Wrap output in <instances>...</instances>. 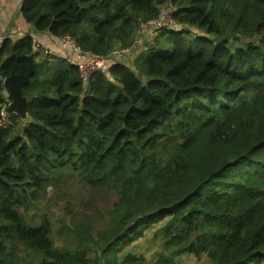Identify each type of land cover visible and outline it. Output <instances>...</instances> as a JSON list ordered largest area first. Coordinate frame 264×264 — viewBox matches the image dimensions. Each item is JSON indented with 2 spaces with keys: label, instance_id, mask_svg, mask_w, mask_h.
Instances as JSON below:
<instances>
[{
  "label": "trees",
  "instance_id": "16d2710c",
  "mask_svg": "<svg viewBox=\"0 0 264 264\" xmlns=\"http://www.w3.org/2000/svg\"><path fill=\"white\" fill-rule=\"evenodd\" d=\"M20 9L35 31L69 34L102 57L133 46L165 9L175 24L132 64L86 84L61 55L37 60L31 34L4 37L0 75L26 73L30 55L34 71L26 123L11 114L0 127V264H144L120 246L166 216L157 233L171 253L156 264L188 251H207L208 264H264V0H23ZM11 100L0 93V114ZM70 170L112 181L118 199L91 244L59 249L51 219L31 222L22 208Z\"/></svg>",
  "mask_w": 264,
  "mask_h": 264
},
{
  "label": "rangeland",
  "instance_id": "374dc122",
  "mask_svg": "<svg viewBox=\"0 0 264 264\" xmlns=\"http://www.w3.org/2000/svg\"><path fill=\"white\" fill-rule=\"evenodd\" d=\"M155 31L156 29L150 26L142 34L140 28L138 37L142 34V42L148 44ZM149 32L151 36L148 38ZM137 54L139 51L124 57L120 50H115L101 61L103 69L108 73L111 64L122 60L132 64ZM24 124L25 122L21 126ZM58 173H61V170ZM117 199L118 193L112 181L92 184L78 172L70 170L58 177L54 184L36 190L22 209L31 222L38 223L44 217L51 219V237L57 248H73L80 240L91 244L93 237L106 228L110 210ZM169 218L170 216H166L158 222H152L144 230V234L133 240L132 244H121L118 255L123 257L127 252L143 256L145 263L150 264H156L162 254L170 255L171 250L167 247L166 239L157 233ZM90 255L94 257V251ZM175 260L177 264H208L211 259L207 251H188L177 256Z\"/></svg>",
  "mask_w": 264,
  "mask_h": 264
},
{
  "label": "built area",
  "instance_id": "2783aa9c",
  "mask_svg": "<svg viewBox=\"0 0 264 264\" xmlns=\"http://www.w3.org/2000/svg\"><path fill=\"white\" fill-rule=\"evenodd\" d=\"M174 24H175L174 20L170 14V9H165V10H163L161 15L156 20L150 21L148 23H143L141 25V29L147 30V29H149L150 26H152L156 29V31L153 34L154 37L152 38V40H149V42L152 43L154 41L155 35L159 29H161L162 27H169V26L172 27V26H174ZM148 34L149 35L147 37L149 38L151 36V33L149 32ZM141 35L139 36V38L137 39L136 43L133 46H128V47L121 46L118 48L116 47V49H114L112 51V53L115 50H120L123 53V56L126 57L128 54H130V53L134 54L136 51H139V53L143 52L144 50L147 49V44L145 42L144 43L142 42ZM58 37L61 41V45L57 49H50L48 47H41L40 44L38 43V41H36L34 39L35 40L34 41L35 49L42 51L41 52L42 54L36 58L37 60L43 59L44 56H46V55H61V56L64 55L63 57L67 58V60L70 63H72L78 67V69L80 71V76H81L84 84H86L88 82L89 78L95 72H97V71L105 72L103 69L101 61L107 57H102V56H99V55L94 54L92 52L83 51L81 49V47L77 44L76 40L72 36H70L69 34H64V35L58 36ZM137 55H136V57H137ZM122 61H125V60H122ZM125 62H128V61H125ZM0 93L3 94L6 98H8L10 96L7 88L5 87V85L3 83V80H1V82H0ZM9 103L10 102L4 104V106L1 109L0 127L1 126L7 127L11 123V119H10L11 113H9L5 110V107Z\"/></svg>",
  "mask_w": 264,
  "mask_h": 264
},
{
  "label": "crops",
  "instance_id": "0c3cea01",
  "mask_svg": "<svg viewBox=\"0 0 264 264\" xmlns=\"http://www.w3.org/2000/svg\"><path fill=\"white\" fill-rule=\"evenodd\" d=\"M22 1L23 0H0V46L3 38L7 35L16 40L26 34H31L41 47L57 49L61 45L58 36H54L48 31L37 32L33 29L32 25L24 19L20 9ZM20 118L23 120L22 123H26L28 115L24 119L22 117ZM126 254L127 252L125 255Z\"/></svg>",
  "mask_w": 264,
  "mask_h": 264
},
{
  "label": "water",
  "instance_id": "95a60500",
  "mask_svg": "<svg viewBox=\"0 0 264 264\" xmlns=\"http://www.w3.org/2000/svg\"><path fill=\"white\" fill-rule=\"evenodd\" d=\"M1 47V46H0ZM31 63L29 70L26 73H12L9 76L3 78L0 76V80H3L5 87L7 88L9 95L12 97V101L5 110L9 113H16L23 119L27 117V103L28 99L23 95L24 84L30 82L31 75L34 71L33 55H30ZM1 82V81H0ZM136 133L137 131H133ZM144 264H150L144 263Z\"/></svg>",
  "mask_w": 264,
  "mask_h": 264
},
{
  "label": "bare ground",
  "instance_id": "6f19581e",
  "mask_svg": "<svg viewBox=\"0 0 264 264\" xmlns=\"http://www.w3.org/2000/svg\"><path fill=\"white\" fill-rule=\"evenodd\" d=\"M13 132V131H12Z\"/></svg>",
  "mask_w": 264,
  "mask_h": 264
}]
</instances>
